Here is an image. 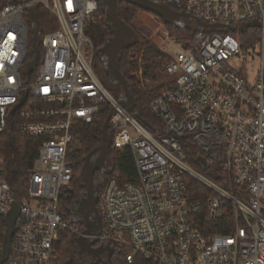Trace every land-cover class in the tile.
I'll return each mask as SVG.
<instances>
[{"label":"built area","instance_id":"built-area-1","mask_svg":"<svg viewBox=\"0 0 264 264\" xmlns=\"http://www.w3.org/2000/svg\"><path fill=\"white\" fill-rule=\"evenodd\" d=\"M149 1L211 25L188 39L156 35L171 46L169 85L148 106L163 124L156 133L94 69L86 29L98 0H0V261L6 216L14 201L20 207L1 264H53L66 232L124 251L128 263L264 264V0ZM37 5L56 16L57 29L41 33L30 15ZM104 106L113 113L111 147L132 150L136 179L94 180L100 221L71 220L63 197L75 176L76 125L92 123ZM12 131L37 144L20 200L5 170ZM172 132L189 136L225 183L193 167ZM190 178L207 187L205 200L192 198Z\"/></svg>","mask_w":264,"mask_h":264},{"label":"trees","instance_id":"trees-1","mask_svg":"<svg viewBox=\"0 0 264 264\" xmlns=\"http://www.w3.org/2000/svg\"><path fill=\"white\" fill-rule=\"evenodd\" d=\"M99 1V10L96 15V21L90 24L86 29V34L91 38L96 49V56L94 58V69L104 83V85L114 94L117 98L123 94L122 86L116 80L114 73L110 71L108 66L104 62L103 56L107 52L108 44L114 38V23L109 22L110 16L109 11L106 8L105 3L102 0ZM138 10H144L139 6L128 2L127 0H118L116 12L125 23L131 24L135 13ZM145 11V10H144ZM149 12V11H147ZM152 14H156L151 12ZM31 17L36 21L39 26L41 33L45 34L58 28L59 23L56 16L41 5L35 6L31 13ZM165 23V22H164ZM166 24V23H165ZM171 26L176 29L177 33L191 37L195 33V28L189 26ZM134 34L132 37V46L130 48L122 49L118 56V66L120 71L125 76L128 88L134 96V107L131 108L133 111L138 112L139 119L145 123V125L156 133L161 131L163 128L162 121L149 110V103L169 85L170 79L167 78V73L163 68L162 79H167L166 84L157 83L148 86V89L140 86L139 80L133 75V72L139 69L140 65L137 60L133 59V54L144 51L145 62L143 63L144 75L157 79L158 71L161 63L158 61L160 55L167 53L165 50H160L154 46L146 37L139 33L134 27ZM39 56L38 60L42 59L43 50L41 45L38 46ZM164 51V52H163ZM116 87H120L118 91ZM111 110L108 106H104L101 111L96 115L95 120L92 123L80 122L76 125V135L79 139V146L73 149L71 152V160L75 163V176L72 185L66 190L65 196L63 197V206L69 212L70 219L71 208L77 202L78 199L85 196L84 191L86 190L85 180L83 173L86 170V161L88 156L94 154L98 148L104 144L103 138V126L110 115ZM110 133V132H109ZM112 136V133H110ZM7 137V136H6ZM188 144L184 146V150L187 156V161L198 170L205 174L223 181L220 176L213 175L210 170L204 169L200 166L196 159L202 154V151L191 143L189 136ZM37 144L32 139L22 137L15 131H12L11 135L6 138V144L4 146L6 163V177L9 184L12 187L14 197L20 200L24 197L28 182L29 175L33 168L36 158ZM107 164L109 171L98 172L93 174V179L96 180L101 177L105 178H117L121 183H127L136 179L137 171L135 166V157L131 149L127 148L124 151H119L111 147L107 154ZM225 183V182H224ZM189 192L194 200H205L207 196L205 194L209 190L207 187L196 179L190 178L188 182ZM215 231H221L217 229ZM77 241L76 237L71 233L61 234L57 248L58 252L54 258L53 264H74V254L72 253L71 246ZM77 244V242H76ZM116 253L111 256L108 260V264H147L143 259L138 257L133 263H128L125 259L124 251H115ZM90 264H106L102 260L92 261Z\"/></svg>","mask_w":264,"mask_h":264},{"label":"water","instance_id":"water-1","mask_svg":"<svg viewBox=\"0 0 264 264\" xmlns=\"http://www.w3.org/2000/svg\"><path fill=\"white\" fill-rule=\"evenodd\" d=\"M127 1L132 3V4L139 6L140 8L144 9L145 11L156 13L157 15H159L160 17H162L164 19V22L166 24L178 25L180 27L184 26V24L179 22L178 18L183 16V15H186V14L176 13L171 18L167 19V15H166V7L167 6H165V5L157 4V3L151 2L149 0H127ZM116 8H117V0H112V3L109 7V16H110V19L113 21L114 25L116 26L114 29L115 35H114V38L112 39V41L116 42V44L111 49V53L109 54V56L104 55L103 58H104L105 64L108 66L110 71L112 73H114L116 80L120 83V85L123 88L124 93L120 96L119 99L121 101H123L124 106L133 108L134 103H135L134 96L132 95V93L130 92V90L128 88L125 76L120 71L117 59H118L119 53L122 49L130 48L132 46V43H133L132 37L134 34V29L131 25L125 23L120 17H118L117 12H116ZM195 19L198 23L197 27L200 29H204L206 27L211 26V25H207V24L202 23L198 18H195ZM122 29H124L123 34L120 33V31ZM109 45H111V42L108 44V47H109ZM35 51H36L35 61H37L38 56H39V50H38L37 46L35 47ZM112 115H113V113H111L108 116V118L106 119L104 126H103L104 144H102L98 148V150H102V154L94 165L90 164V157L91 156H88L87 161H86V165H87L86 170L83 173V178L85 180V185H86V196H87V199L91 202L92 206L95 208L98 221H100V216L97 212V207H96V199L95 198H96L97 192H96V189L94 186L93 174L98 170H101L102 172L107 171L104 166H106V154H107L108 150L111 148V143H112V139H111V136L109 133V124H110V119H111ZM171 135L176 137L181 142V144H183V145L188 144V140L186 139L185 136L179 135V134L174 133V132H172ZM196 162L200 166H202L204 169L208 168V163H207L204 156L199 155L196 159ZM80 199H78L77 202H75V204L71 208L73 220H75V221H84L78 215V210H77L79 207L78 205L80 203ZM19 212H20L19 203L14 201L12 203V207H11L10 211L8 212L6 219H5L6 225H7V230H6L5 240H4L5 253H4V257L0 261V264L7 258L8 254L11 250L12 238H13V235L15 233V223H16L17 217L19 215ZM90 230L91 231H97V230H99V226L91 227ZM77 243L87 250H90V251L94 250V248H92L90 245H86L82 239H78ZM97 252L108 253L109 258H111V256L116 253L115 250H108V248L97 249Z\"/></svg>","mask_w":264,"mask_h":264},{"label":"rangeland","instance_id":"rangeland-1","mask_svg":"<svg viewBox=\"0 0 264 264\" xmlns=\"http://www.w3.org/2000/svg\"><path fill=\"white\" fill-rule=\"evenodd\" d=\"M102 1L105 3L106 8L109 11V7L111 3L105 0H102ZM178 19H179V22H181L182 24H185L186 26H189L192 28H196L198 25L196 19L194 17H191L190 15H183L179 17ZM109 22L113 24V21L111 19L109 20ZM131 24H132V27H134L139 33H141L144 37H146L154 46H156L160 50L169 51L171 49L170 42L163 45L162 47H161V44L157 42L158 38L156 37V35L161 34V32L164 30L169 31L171 38L176 37L178 40L188 39V37H186L185 35L177 33L176 29H173L171 28V26L166 25L162 21V19H159L156 16V14H152L151 12H147L144 10H138L135 13L133 19H131ZM175 26H178V25H175ZM111 49L112 47L109 45L107 52L105 53V56H109V54L111 53ZM168 58H169V55L167 53H165V55L164 54L160 55L157 58L158 61L161 63V66L158 71L157 79H154L152 78L151 75H149L148 77L144 75V68H143V63L145 62L144 51L142 50L140 52L133 54V59L137 60L140 65L139 69L133 72V75L137 78V80H139L140 86L142 88L148 89V86H151L153 84H157V83L166 84L167 83V79L166 80L162 79V76H163V68ZM167 78H169V76H167ZM120 87H116L118 88L117 89L118 91L120 90ZM109 132L110 133L112 132L111 127H109ZM78 146H79V139L77 138L76 142L73 144V148L75 149ZM107 161L108 160L106 158V166L104 167L107 171H109V166L107 164ZM98 172H101V170H98ZM76 242L77 241H75L73 243V246H71L72 253L74 254V260H73L74 264H90L92 261H96V260H102L104 263L108 264V260H109L108 256L107 255L105 256L104 254L97 252V249H100L101 246L95 247L96 250L93 251L95 252L94 254L92 253V251L83 248L78 243L76 244Z\"/></svg>","mask_w":264,"mask_h":264},{"label":"flooded vegetation","instance_id":"flooded-vegetation-1","mask_svg":"<svg viewBox=\"0 0 264 264\" xmlns=\"http://www.w3.org/2000/svg\"><path fill=\"white\" fill-rule=\"evenodd\" d=\"M105 1H109V3H112V0H105ZM118 1V0H117ZM176 13H180L177 12V10L173 7L167 6L166 7V15H167V19L171 18L174 14ZM156 16L159 19H162V21L164 22V19L162 17H160L159 15L156 14ZM124 29H122L120 31L121 34H123ZM116 42L111 41V47L113 48L115 46ZM102 154V150H97L94 154L91 155L90 157V164H95L96 161L100 158ZM78 215L80 216V218H82L84 221H88V222H95L96 221V211L95 208L92 206L91 202L87 199V196H83L80 199V203H79V207H78ZM85 243V242H84ZM86 245H89L88 243H85ZM94 248V250H91L92 253L95 254V246L92 247ZM102 248H106V247H102ZM105 256H108L109 259V254L108 253H102Z\"/></svg>","mask_w":264,"mask_h":264}]
</instances>
